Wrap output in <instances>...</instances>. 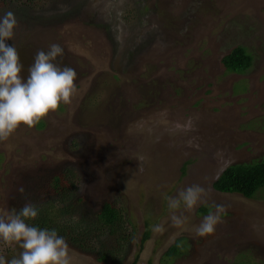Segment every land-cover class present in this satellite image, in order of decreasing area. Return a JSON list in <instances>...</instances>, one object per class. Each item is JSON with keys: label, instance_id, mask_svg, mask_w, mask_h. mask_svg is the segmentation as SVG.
<instances>
[{"label": "rangeland", "instance_id": "rangeland-1", "mask_svg": "<svg viewBox=\"0 0 264 264\" xmlns=\"http://www.w3.org/2000/svg\"><path fill=\"white\" fill-rule=\"evenodd\" d=\"M8 11L22 77L54 43L64 50L55 63L77 77L71 103L0 141V214L39 203L69 168L81 197L72 219L110 201L132 228L117 263L68 245L69 264H264V187L245 199L217 185L225 166L264 159V0H10L0 16ZM234 45L251 54L243 72L220 66ZM189 118L194 130L177 131ZM191 185L206 202L170 209ZM214 205L225 207L221 223L197 236ZM173 214L186 222L173 226ZM174 240L184 246L167 256ZM21 251L0 241L6 261Z\"/></svg>", "mask_w": 264, "mask_h": 264}, {"label": "clouds", "instance_id": "clouds-1", "mask_svg": "<svg viewBox=\"0 0 264 264\" xmlns=\"http://www.w3.org/2000/svg\"><path fill=\"white\" fill-rule=\"evenodd\" d=\"M18 25L15 14L8 11L0 16V141L7 140L18 127H33L50 112H55L61 103H71L76 90V71L71 67H59L55 61L63 55L59 44H51L47 51L37 52L34 63L28 69L25 79L21 73L23 64L19 53L13 45L6 41L14 37ZM177 131L194 130V123L189 118L184 123L175 125ZM191 146V144H190ZM142 170L144 157L137 160ZM24 193V188L19 189ZM207 191L200 185H191L169 198V208L192 212L196 206L206 202ZM214 211L203 218L196 228V235H211L222 220L225 213L223 205H214ZM38 209L34 204L26 203L19 212L0 214V241L6 245H18L22 251L19 257L6 261L0 256V264H69V246L64 237L55 229L31 226L28 220H35ZM175 227H181L187 220L186 216L171 217ZM162 231V226H156Z\"/></svg>", "mask_w": 264, "mask_h": 264}, {"label": "trees", "instance_id": "trees-1", "mask_svg": "<svg viewBox=\"0 0 264 264\" xmlns=\"http://www.w3.org/2000/svg\"><path fill=\"white\" fill-rule=\"evenodd\" d=\"M9 1L0 0V5L6 6ZM251 59V54L245 47L234 45L220 57L219 63L225 70L243 72L249 66ZM72 172V169L64 168L57 170L51 176L47 195L39 194L43 198L39 203L34 204L38 209L37 218L28 220L27 223L42 229H55L65 238L68 245L94 252L96 259L102 262L117 263L115 246L122 245L130 239L132 228L130 232H125L122 227L125 220L110 201H103L97 212L92 215L88 213L85 216L81 213L80 218L72 219L70 215L72 216L79 209L81 212V197L76 194ZM217 185L222 192L254 197L256 192L264 187V159L225 167ZM62 215H68L71 219L61 220ZM148 233L146 227L139 244L147 239ZM94 244L98 246L95 247ZM183 246L184 244L177 240L167 249V256L179 254Z\"/></svg>", "mask_w": 264, "mask_h": 264}, {"label": "flooded vegetation", "instance_id": "flooded-vegetation-1", "mask_svg": "<svg viewBox=\"0 0 264 264\" xmlns=\"http://www.w3.org/2000/svg\"><path fill=\"white\" fill-rule=\"evenodd\" d=\"M227 52H228V51H227ZM222 55H223V54H222ZM222 55H221V56H222ZM221 56H220V57H221ZM251 62H252V59H251ZM251 62H250V63H251ZM233 73H239V72H233ZM37 124H38V122H37ZM40 125H41V123H40ZM246 163H247V162H246ZM232 164H239V163H232ZM232 164H229V165H232ZM229 165H227V166H229ZM227 166H225V167H227ZM225 167H224V168H225ZM224 168H223V169H224ZM223 169H222V170H223ZM222 170H221V171H222ZM221 193H224V194H232V193H234V192H221ZM236 194H238V193H236ZM239 195H241V194H239ZM241 196H242V195H241ZM242 197L245 198V199H253V198H254V197H245V196H242ZM147 229H148V228H147ZM148 230H149V229H148ZM149 235H150V231H149V233H148V237H149ZM148 237H147V239H148ZM145 240H146V239H145ZM145 240H144V241H145ZM144 241H143V242H144ZM143 242H142V243H143ZM175 242H176V241L174 240V242H173L172 244H170V245L167 247V249H168L169 247H171ZM142 243H141V244H142Z\"/></svg>", "mask_w": 264, "mask_h": 264}]
</instances>
